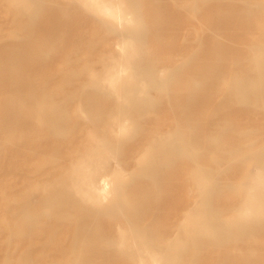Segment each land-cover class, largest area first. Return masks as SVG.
Returning <instances> with one entry per match:
<instances>
[{
	"label": "rangeland",
	"instance_id": "obj_1",
	"mask_svg": "<svg viewBox=\"0 0 264 264\" xmlns=\"http://www.w3.org/2000/svg\"><path fill=\"white\" fill-rule=\"evenodd\" d=\"M42 1L39 12L29 22L33 25L31 30L27 34L25 29L21 30L23 34L16 39L1 31L0 45L22 40L24 45L34 47L39 45V40L50 39L58 51L46 63L43 78L48 80V89L56 82L55 73L59 70L73 68L81 71L84 65H89L101 73L103 64L98 56L117 52L116 40L129 37L128 30L122 27L117 33H107L101 25L104 22L101 17L73 0ZM183 2L186 0H130L125 4L132 10V16H138L143 22L141 33L135 39L140 48L155 59L150 69L158 78L157 85L147 89L153 106L141 116L128 115L137 124L128 128L126 133L116 135L118 145L109 156L105 170L110 172L122 168L126 175L123 182L129 191L121 192L130 202L118 206L113 201L108 205L112 199L110 196L91 220L77 221L74 211L66 219L49 222L47 225L52 229L57 245H52L45 253H41L39 248H31L34 263L84 262L86 254L78 253L79 239L83 237L93 241L88 247L90 264H138L136 250H126L120 241L123 234L131 231L140 234L134 242L145 262L150 261V251L153 250L161 264H264V223L217 241L201 238L204 229L218 231L221 228L217 226L221 222L231 221L244 197L255 192L243 191L241 187L251 168V153L264 145V109H253L252 102L241 109L233 101H228L226 87L240 73V65L253 68L250 59L254 46L259 44L264 48V0H234V5L227 0H211L198 4L193 11L184 7ZM59 5L68 8L70 16L76 12L73 21L68 19L63 23L58 18L56 10ZM241 5L249 8L252 19L244 32L239 26H226L220 13V9L231 6L241 9ZM156 12L162 17L159 24ZM42 14L55 21L53 29L46 34L39 26V15ZM21 19L25 21L24 17ZM0 26L2 29L14 26L12 13L1 2ZM217 48L219 50L215 52ZM220 48L224 49L227 57L223 62L218 61ZM49 70L52 79L48 77ZM64 89L63 93H52V96L65 105V124L73 125V133L68 138L77 143L91 131L100 134L105 116L98 113L101 110L106 113L115 111V101L97 98L94 95L96 87L90 83L85 71ZM66 93H70L67 98ZM230 98L234 100V95ZM93 110L98 113L91 114ZM1 135V154L8 155L11 147ZM57 140L53 133L37 135L36 147L41 149V146L46 147ZM179 140L186 147L192 146L195 155L181 150L170 154L166 162L155 166L157 181L136 174L139 161L150 155L154 145ZM213 156L216 158L215 168L222 169L221 176L216 179L217 189L200 191L193 185L192 170L211 166L209 158ZM2 175L20 189L21 184L14 181V176L6 168L0 169V177ZM32 176L38 178L36 174ZM134 187L137 191L133 190ZM143 194L147 198H156L147 199L148 205L138 208L135 200ZM40 195V192L33 193L32 202L39 201ZM1 228L0 224V259L13 258L25 251L21 241L14 239V243L7 239ZM103 240L108 242L106 247L101 244ZM72 241L76 246H71Z\"/></svg>",
	"mask_w": 264,
	"mask_h": 264
},
{
	"label": "bare ground",
	"instance_id": "obj_2",
	"mask_svg": "<svg viewBox=\"0 0 264 264\" xmlns=\"http://www.w3.org/2000/svg\"><path fill=\"white\" fill-rule=\"evenodd\" d=\"M73 1L101 17L104 21L101 25L107 33H117L118 28L122 27L128 30L129 37L116 40L119 47L117 52L102 53L98 56L103 64L101 73L95 72L89 65H84L81 71L73 68L59 70L55 73L56 82L52 83L49 89L46 86L48 80L43 78L46 63L54 58L58 51V48L51 45L50 39H41L38 41L39 45L34 47L24 45L22 40L0 45V133L4 142L11 147L8 155H2L0 144V169L6 168L7 172L14 176V181L21 184L20 189H16L12 182L6 181V177H0V224L7 239L14 243V239L21 241L25 246V251L13 258L3 257L0 264H36L31 257V248H39L41 253H45L52 245H57L52 229L47 225L49 222L66 219V216L74 211L77 221L91 220L101 209L104 200L110 196L112 199L108 205L113 201L118 206L130 202L124 199L121 192L129 191L123 182L126 175L122 173V168L118 167L110 172L105 170L109 156L116 151L115 146L118 145L116 135L126 133L128 128L137 124L128 115L133 113L141 116L153 106L147 96V89L158 83L157 76L150 69L155 59L142 50L140 43L135 39L141 33L143 22L138 16H132L130 7H125L130 0ZM206 1L211 0H186L183 5L193 11L198 4ZM227 1L234 5V0ZM0 2L12 13L14 23V26L5 29L0 26V33L2 31L11 39L23 34L20 33L23 29L26 30L25 34L31 30L33 25L29 22L35 18L43 3L42 0ZM245 8L241 5V9L233 6L220 9L226 26L236 25L244 32L251 19L249 8ZM158 12L161 13L160 10ZM56 13L63 23L68 19L73 21L76 17V12L73 11L70 16L69 9L63 5L58 6ZM160 15L156 12L158 24L162 20ZM23 17L25 21L21 19ZM49 17L46 14L39 15V26L43 34L55 26V21H51ZM218 50L219 48L215 49V52ZM223 51L224 49L220 48V52H217L221 54L219 62L227 58ZM236 58L242 61L239 57ZM250 61L254 64L253 68L248 69L247 65H240V73L226 87L228 101H233L241 106V109H245L251 102L253 109H264V48L259 44L254 46ZM50 71L48 77L52 74ZM82 71L87 72L90 83L95 85L94 95L99 99L115 101L116 109L111 113H106L105 110L98 113L97 109L91 111V114L96 112L105 116L103 131L100 134L91 131L84 140L76 143L72 138H68L69 134L73 133V125L65 124V105L55 99L52 93H63L64 86L72 83ZM69 94L66 93L65 97ZM230 95H234V100ZM88 103L90 104V101ZM223 107L225 104L221 107V114ZM142 131L144 132V129ZM49 133L55 134L59 140L46 147L41 146V149L36 147L37 135ZM136 133L138 134H134L137 135ZM214 139L217 140L216 137ZM180 150L188 155H195L192 146L186 147L180 140L176 143H157L152 147L150 155L139 161L136 174L157 181L158 172L155 166L166 162L170 154ZM21 151L22 154L19 155ZM251 154V168L241 188L243 191H255L254 194L244 197L236 216L231 221H223L217 226L220 230L211 232L204 229L205 232L202 231L201 235L203 240L217 241L221 237L229 238L236 235L234 233L238 234L244 230L246 232V229L264 223V145L253 150ZM215 161L214 156L210 157L211 166L195 167L192 170L193 185L201 189L200 191H216V179L221 176L222 169L215 168ZM32 174H36L38 178H34ZM133 190L137 191L136 187ZM4 191L9 192L6 194ZM37 192L41 193L40 200L34 203L33 193ZM152 197L147 198L145 194L139 196L135 200L136 206L141 208L148 205L151 199L156 198ZM169 208H172V205ZM45 234H48V238L44 237ZM137 235L140 234L131 231L123 234L120 237L121 244H124L128 251L136 250L139 255L138 264H161L153 250L150 251V261H143L141 250L135 247L134 239ZM194 240L195 237L192 239L193 243L196 242ZM91 242V238H80L78 253H85L87 259L84 262L73 260L69 264H90L91 257L88 254ZM142 243L140 242V245ZM101 244L106 247L108 242L103 240ZM71 246H76L73 241ZM179 246L178 244L176 247Z\"/></svg>",
	"mask_w": 264,
	"mask_h": 264
}]
</instances>
